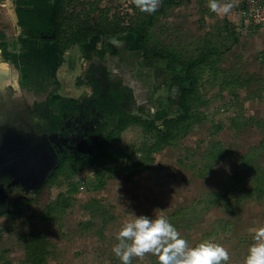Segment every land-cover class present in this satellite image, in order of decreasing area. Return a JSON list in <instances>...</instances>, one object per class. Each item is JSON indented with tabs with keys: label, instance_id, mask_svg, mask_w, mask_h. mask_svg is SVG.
<instances>
[{
	"label": "rangeland",
	"instance_id": "obj_1",
	"mask_svg": "<svg viewBox=\"0 0 264 264\" xmlns=\"http://www.w3.org/2000/svg\"><path fill=\"white\" fill-rule=\"evenodd\" d=\"M175 2L167 5L157 17L156 26L153 28L157 41L178 48L186 57H198L200 53L198 47L201 49L205 46L201 38L208 36L210 32L209 40L221 52V55L215 57L220 58L218 75L213 77L217 71H207L200 79L199 93L205 101L199 108L202 112H200L202 122L196 124L191 132L175 143L153 153L155 159L150 163L149 170L137 175H133L135 169L132 165L146 159L148 153L145 145L150 146L154 139L146 134L144 127L134 126L125 130L122 133L121 145L127 157L121 159L122 167L114 173L103 176L100 173L103 167L86 166L78 170L71 179L60 175L54 180L49 187L46 204L55 202L64 194L68 200L70 199L71 206L65 211L56 212L49 218L50 221L47 220L48 222L43 218L44 205L29 202L30 199H34V194L24 200H12L9 205L0 207V211H6V214L0 217L1 263L10 261L12 264H27L26 241L33 232L38 231H42L50 240L51 251L63 252L57 264L67 263L65 260L72 259L68 246L59 248L58 244L70 235L63 236L62 232L76 227L79 224L78 220L86 223L82 220L86 219V216L78 212L77 207L80 206V210H88L87 204L97 206L98 204L93 202L95 199L92 194L97 195L93 189L104 182V187L111 185L112 189L117 187L124 189V193L119 195L125 196L130 194L126 190L127 185H133L132 183L137 186L151 184L161 188V193L167 200L165 217L177 229L181 238L188 239L190 246H196L204 241L219 244L230 252L227 264H245L248 249L254 243V233L249 229L264 227V210L261 211L262 219L260 221L256 219V215L259 214L256 205L260 199L254 182L258 173L256 167L264 168V41L263 44L258 41L256 45L252 43L253 39L250 42L248 40V46L247 42L245 44L242 42L264 28V25L254 26L249 20L247 23L242 19L241 26L228 30L226 21L220 13L209 7V0ZM162 3L163 0H160L157 9H160ZM15 6L13 0H0L2 50L0 61L6 58L8 61L12 60L15 64L12 70L20 73L18 74L20 91L27 94L24 106L43 111L46 108V101L51 102L55 108L57 102L65 97L81 100L90 96L92 90L86 85V71L91 62L102 63L104 59L108 61L117 51V46L120 48L124 37H102L108 42H98V46H103V52L97 57H94L96 54L92 51L89 52L90 48L94 47L93 39H90L92 42L88 44L73 45L64 54L63 62H60L55 50L50 51L51 43L46 46L43 42L37 41L33 44V49L32 43L25 41L26 51L29 49L32 54L30 61L42 58L46 47L48 48L46 53L52 57L49 59V68L59 66L55 79L48 70L45 77L37 82L36 78L29 77L30 70L21 61L20 55L23 54L20 53L23 47L13 45L16 41L18 44L21 43L17 36L19 25L14 16ZM71 8L80 14L82 19L86 14L89 15L92 25L102 18L115 23L120 22L122 27L135 26V21L141 15L133 0H73ZM244 25L248 29L240 30ZM240 42L249 55L252 50L256 53L254 57L250 55L245 59V73L242 72V67H237L239 66L237 62L243 59L242 49L239 51ZM228 47L231 49L227 50ZM96 49L101 53L97 47ZM20 63L23 73L19 72ZM164 67L167 69L153 65L142 75L135 72L123 76V79L120 77L122 80L139 79L137 76L146 78L144 82L139 79V83H146L145 87L150 90L143 92V97L134 104L132 112L135 116L144 120H154L161 110H166L169 118L177 117L181 113L175 101L177 102L181 90L179 85L182 84L184 76L180 72V67L177 68V73L181 76L171 75L170 68L173 66L170 63ZM239 76L244 78L243 87L236 86L233 82L234 79H240ZM171 77L173 79H170ZM112 78L119 79L117 74H113ZM80 79H84L81 84L78 83ZM14 81L15 79L13 83ZM118 83L122 84L121 81ZM171 98L174 104L170 102ZM25 120L36 134H43L45 121L35 115H30ZM162 124L163 118L156 122L159 127H162ZM234 174H238L239 178H232ZM72 186L76 187L75 192L72 191ZM140 194L145 195V192ZM104 195V191L101 192L102 200L98 201L102 205L105 203ZM226 207L229 210L228 208L226 210ZM97 209L99 208L92 210L93 219L101 212ZM107 212L104 216L100 215L99 222L94 224V230L101 229L103 232L106 230L109 223L104 225L100 221L110 217V210ZM242 217L245 220H242ZM71 219L72 222H68ZM90 223L93 224L92 221ZM77 231L75 234L79 233ZM54 253L52 252V257L56 260L58 257ZM154 262L157 263V260Z\"/></svg>",
	"mask_w": 264,
	"mask_h": 264
},
{
	"label": "trees",
	"instance_id": "obj_2",
	"mask_svg": "<svg viewBox=\"0 0 264 264\" xmlns=\"http://www.w3.org/2000/svg\"><path fill=\"white\" fill-rule=\"evenodd\" d=\"M72 1L15 0L18 22L20 26L29 29L32 39L51 41L59 55L60 62H63L66 51L78 43L92 42L90 39H93L95 45L104 39L102 37L127 36V41L130 40L134 48L133 50L130 49L134 55L128 63L131 70L136 71L137 75L147 73L153 65L167 69L164 66L170 63L174 67L170 68V73L172 76H176L180 74L177 73V68L180 67V72L184 77L182 84L179 85L181 90L175 104L179 106L181 113L177 117L169 118L167 117L168 112L161 110L157 119L154 120H144L135 116L128 107V104L131 103L133 88H116L106 80L107 73H104L100 78L95 77V75L88 76V81L93 87V94L84 101L65 97L58 101L55 110H52L50 104L46 103L45 110H40L39 114L48 121L49 131L57 134L60 139L69 137L74 133L72 138L83 135L84 140L81 146L82 151L78 153L62 152L56 149L57 151L54 153L58 157L59 164L55 172L39 191H35L34 199L29 200L36 205H44L43 218L45 221L56 212L65 211L71 206L70 199L68 200L64 194L55 202L46 204L49 197V187L54 180L60 175L71 179L78 170L86 166L103 167L100 170L103 176L114 173L119 167H122L121 159L127 157L121 140L122 133L131 127H144L146 134L151 135L154 139L150 146L145 145L148 153L146 159L133 163L132 168L135 169L133 175L149 170L150 163L155 159L152 156L153 153L175 143L191 132L196 124L202 122V112L199 108L200 104L205 103V101L199 93L200 79L207 71H217L213 76L216 77L220 69V58L215 59V57L221 55V52L210 40L202 42L205 45L203 48L198 47V51H200L198 57H186L178 48L163 45L157 41L153 28L156 26L157 17L167 5H170L171 1L163 2L159 11L147 13L139 8L141 15L135 21V26L123 27L120 26V22L115 23L106 19L105 21L102 18L92 25L89 21V15L86 14L87 16L85 15L82 19L80 14L72 10ZM230 49V47L227 48V50ZM135 64L139 66L137 67ZM58 69V65L53 69L54 78L57 76ZM137 77L143 82L146 80L144 76ZM139 79H137L138 82ZM82 82L83 79H80L78 83L81 84ZM233 82L240 87H243L245 83L241 79H234ZM141 84L147 91L150 90L145 87L146 83ZM169 100L174 104L172 98ZM162 118L163 124L162 127H159L156 122ZM69 121H72V127H69ZM61 142L64 146L62 140ZM101 185H104V182L95 188H99ZM76 190V187L72 186V191L75 192ZM2 214H6V211L0 212V216ZM50 246V241L42 232H33L26 241V263L47 264L51 253ZM1 264L12 263L3 261Z\"/></svg>",
	"mask_w": 264,
	"mask_h": 264
},
{
	"label": "crops",
	"instance_id": "obj_3",
	"mask_svg": "<svg viewBox=\"0 0 264 264\" xmlns=\"http://www.w3.org/2000/svg\"><path fill=\"white\" fill-rule=\"evenodd\" d=\"M165 1H167V0H163V2H165ZM168 1H171L170 4L176 3L175 0H168ZM13 2H15V0H13ZM217 3L220 6L218 8L217 12H219L220 16L222 18H224V21H226V27L228 28V30L230 28H232V30H233V28L235 29L237 26H241L240 20H242V19L245 22L249 23V21L243 16V11L245 9V0H220L219 2L217 1ZM225 6H227V7H225ZM157 10L159 11V9H157ZM15 11H16V9L14 10V16L16 17V19L18 21V15H17V12H15ZM13 23H14V21H13ZM13 23H12V25H13ZM18 25H19V23H18ZM245 26L246 25H244L243 27H240V30L242 28L244 30H247L248 28H246ZM8 29L11 30L12 28H8ZM17 30H18L17 36H18V39L21 40V43L18 44V42L16 41L15 43H13V45L14 46L19 45L21 48L23 47V50H21V53H20V54H23V55H20V57L22 58L21 61L24 62L26 64V66L29 65V67L31 68L30 70L32 73V77L36 78L37 82H38L40 80V73H41V71L39 69H41L43 71V67L40 66L41 63L38 64L36 61H30L32 54L29 52V49L26 51V48L24 45L25 41L26 42L29 41L30 43H32L31 46L33 47V44H35V41L29 40L28 28L22 27L19 25ZM5 34H7V32H5ZM207 35L209 36L210 32H208ZM232 35H233V33H232ZM208 36L201 38V39H203V41H208L210 38ZM3 37H4V35H3ZM248 40H249V42H250V40H252V43H255L256 45H257L258 41H259V43L263 44L264 28L260 29L256 34H253L248 39H244V41L242 43L245 44ZM101 41H103L102 43L108 42L106 39H103ZM242 43L239 46V51H240V49H242L241 52L243 55V59H241L237 62L239 64V66H237V67L238 68L242 67L243 68L242 72L245 73L246 72V69H245L246 66L244 63L245 59L248 58L250 55L254 57L256 53L252 50L250 52V55H249V53L247 51H245V49H243ZM86 44H88V43H86ZM98 45H99V43L95 44L94 46H96L99 50L101 48H103V46H98ZM247 46H248V42H247ZM36 47H38V46L36 45ZM2 48H6V47H2ZM33 49H34V47H33ZM0 50H1V48H0ZM233 53H235V51ZM228 55L231 56L230 54H228ZM34 62H36V63H34ZM14 65H15L14 62H12V60L8 61L7 58L4 61H0V85H1L0 87L2 89L12 87L14 89L13 92H17L18 94H21L20 93L21 92L20 86L18 83V80H19L18 74H20V73L12 70V66H14ZM21 66H22V64L20 63V65L18 67L20 69V71L19 70L18 71L23 73L22 72L23 69L21 70ZM239 74H241V73H239ZM239 78L242 80L244 79L241 76H239ZM13 79H15L14 83H13ZM2 89H1V91H3ZM1 96H2V94L0 95V110L6 109L7 106H10L11 108H13L15 110L20 108V110H21L20 112H22V110H25V108H26V106H24L25 102L22 101L20 98H17L18 101L13 100V102L11 101L6 106H3L5 102L1 101ZM1 105H2V108H1ZM23 116H24V113H23ZM256 172H258V173L255 176L256 178L254 179L255 186H256L255 190L257 192H259V199H260V202L259 203L257 202V205H256V208L259 212V214L256 215V219L258 221H260L262 219L261 211L264 210V168L263 167H256ZM232 178L238 179L239 178L238 174H234L232 176ZM132 184L133 185H131V184L127 185L126 192L128 191L130 193L127 196H125L124 194L119 195L121 193H124V189H120L118 187H117V189H112L111 185H108V187H104V185H101L99 188L93 189L97 193L98 196L92 194L93 198L95 199V200H93V199L92 200L94 203H96L98 205L97 206H92V205L89 206L87 204L86 208L88 210H86V209L80 210V206L77 207V211L80 213H83L86 216V219H84V218L82 219L86 223L83 224V223H81L82 221L78 220L79 224L76 225V227H72L71 229H68V230H65L62 232V235L64 234L63 236H65V234L70 235V236L65 237L64 240H62V241H59L58 247L62 248L65 245L68 246V252L70 253L69 256L72 259L68 258L67 260H65V262H67V263L60 262V264H121V261L119 260L118 257L115 256L112 249H113L114 245H116L118 243V241L116 239L118 232L121 230V228L123 227V225L125 223L130 222L132 220L133 217H132L131 213H134L137 216L146 215L149 217L153 216V218H155V214H158V213H154V211L155 210H162V214L164 216L166 215V212H164V209L166 207L167 200L162 195L161 188L155 187L151 184L150 185H139V186L135 185L134 183H132ZM103 191L105 193V195L103 196V198H105L104 199L105 203H103V205H102V203H99V202H101V200H102V199H100V196H101V192H103ZM140 192H145V195H141ZM109 197H110V199H109ZM236 204H237V201H236ZM96 208H99L97 210H101V212L97 213L96 219H93L94 217H93L92 210L93 209L96 210ZM227 208L228 207H226L225 209L227 210ZM107 210H110V217L107 218L106 220L102 219L100 221V223H102L104 225L109 223L108 226L106 227V230L104 232L101 229L94 230V228H95L94 224L95 223L97 224L99 222L98 219H99L100 215L104 216V214L106 215L108 213ZM228 210H229V208H228ZM245 212L243 214L244 216H245ZM69 214H71V212ZM243 217H242V220H245V218H243ZM48 221H50V220L48 219ZM48 221H46V222H48ZM91 221L93 222L92 225L90 223ZM68 222H72V219L68 220ZM76 230L79 231L78 234H75ZM187 241H188V239H187ZM49 250L51 253H50V256L47 260V264L59 263L58 260L63 255V252L57 251V249H55L58 253H54V251H51V249H49ZM52 252L54 253V255L56 257H58L56 260L53 259ZM156 260H157V263L154 262ZM0 263H1V259H0ZM27 264H29V263H27ZM132 264H158V258L155 255L149 253V254H146L143 259L133 258Z\"/></svg>",
	"mask_w": 264,
	"mask_h": 264
},
{
	"label": "flooded vegetation",
	"instance_id": "obj_4",
	"mask_svg": "<svg viewBox=\"0 0 264 264\" xmlns=\"http://www.w3.org/2000/svg\"><path fill=\"white\" fill-rule=\"evenodd\" d=\"M28 38L29 40L35 42L37 41L43 42L44 45L46 46L48 43H51L52 47L50 51L52 50L53 52V50H55L54 45L51 41H40V40L32 39L30 37L29 29H28ZM78 44H82V43H78ZM110 44L113 45L112 43ZM46 49L48 50V48L45 47V55H43L42 58L37 59L36 61L38 64L41 63L40 66L43 67V71L40 69L41 71L40 78H42L43 76L45 77V75L48 73V70L51 71L50 72L51 76L52 78H54L53 69L55 66L49 68V59H51L52 57L46 53ZM130 49L132 50L134 49L133 43L130 42V40L127 41V36H125L121 41L120 48L117 46V51L113 53V55L108 61H106L107 59H104L102 63L97 61L91 62V65L86 71V80H87L86 85L90 86L92 93L90 96H87L86 98L81 99L80 101H84L90 98L93 94V87L88 81V76L95 75V77L100 78L103 76L104 73H107L106 80L109 83L113 84L116 88H123V87L133 88V95L131 96L130 99L131 103L128 104L130 112H132V108L134 107V104L138 103L140 97H143V92H146L147 90L144 88V86L141 83L137 81V79L131 78L127 80L128 78H126L122 80L123 76L127 74H134L136 72V71L134 72V70H131L130 64L128 63V61L132 59L134 55V52L132 53ZM91 51L93 52V54H96L94 55V57L95 56L97 57L98 54L100 55L102 54L103 48L100 49L101 53H98L99 51L96 49V46H94V48H91L89 50V52ZM27 67L29 68V70L31 69L29 65H27ZM28 73H29V77H32L31 70L28 71ZM113 74H117L119 79L113 80L112 78ZM120 77L122 79H120ZM117 81L118 82L121 81L122 84H119ZM1 89L2 88H0V95L2 94L1 101L5 102L3 106H6L11 101L13 102V100L18 101L17 100L18 95L20 96V99L22 101L26 100L27 98V94L23 93L22 91L20 92L21 94H18L17 92H13L14 89L12 87L4 88L2 89L3 91H1ZM46 103L50 104V108L52 110L56 109V106L54 108L51 102L46 101L45 106ZM26 108L27 109L22 110L21 112L22 115L24 113L25 118L30 115H35L40 120L45 121L44 131L42 135H38L34 133L33 128L30 127L31 133L29 132L25 134L7 125L9 129H5V133L10 135L8 136L6 135V137L4 138L8 140L9 144H4V143L0 144V159L9 158V157L12 158L15 155V160L13 164L15 171L17 173V177L5 175L3 163L0 161V207L3 206V204H1L3 200L5 201L7 200V202H5V205H9L12 200L13 201L24 200L26 199V197L31 196L32 194L35 193L36 190L41 189L45 185V183L48 181L50 176L46 178V180L43 182L42 185H41L42 182L39 183V181L40 179L44 178L46 174H48V171L50 169L49 166L51 165V163L54 162V152H56L57 150H61L62 152L70 151L71 153H78L82 151L81 146L83 145V140H84L83 135H77L75 136V138H72V136H74V133H72L71 136L66 137L64 139H60V137L57 134L49 131L48 121L39 114L40 111L39 109L37 108L31 109V107L27 105ZM18 111H21L20 108H18ZM68 125L69 127H72L73 126L72 121H69ZM61 140L65 144L64 146L63 144H61L62 143ZM36 167L38 168V170H40L38 177H35L33 173ZM17 179L20 182L19 184L17 183L16 185H14L13 183ZM2 192L4 195L2 194ZM17 193L19 194L18 196ZM13 197H15V199H13Z\"/></svg>",
	"mask_w": 264,
	"mask_h": 264
},
{
	"label": "clouds",
	"instance_id": "obj_5",
	"mask_svg": "<svg viewBox=\"0 0 264 264\" xmlns=\"http://www.w3.org/2000/svg\"><path fill=\"white\" fill-rule=\"evenodd\" d=\"M133 3L141 11L154 12L160 0H133ZM209 7L217 11L220 6L217 0H209ZM154 213H158L155 218L131 213L132 220L118 232V243L112 251L121 264H132L133 258L143 259L149 253L158 258V264H227L229 253L224 247L211 241L190 246L162 210ZM249 231L254 233V243L248 249L245 264H264V227Z\"/></svg>",
	"mask_w": 264,
	"mask_h": 264
},
{
	"label": "water",
	"instance_id": "obj_6",
	"mask_svg": "<svg viewBox=\"0 0 264 264\" xmlns=\"http://www.w3.org/2000/svg\"><path fill=\"white\" fill-rule=\"evenodd\" d=\"M110 42H112V40ZM9 107H7L6 109L0 110V144H2V143L9 144L8 140L4 138V137H6V135L7 136L10 135V134L5 133V129H9V127L15 128V129H17L20 132L25 133V134H27L29 132L31 133L30 127L26 123L25 117L22 115V113L20 111H18V109L15 110V109L9 108ZM1 108H2V105H1ZM7 125H9V127ZM14 160H15V155L12 158L9 157V158L0 159V161L3 163L5 175L17 177V173L15 171L14 164H13ZM58 164H59L58 157L54 153V162L51 163V165L49 166L50 169L48 171V174H46L44 178L40 179L39 183L42 182L41 185L46 180V178H48L49 176H51L55 172V169H56ZM39 171L40 170H38V168L36 167V169L33 172L35 177L39 176ZM16 181L13 183L14 185H16L17 183L19 184V182H20V181H18V179ZM36 191H39V189ZM2 194H3V192H2ZM5 202H7V200L6 201L3 200L1 204H3V206H7V205H5ZM0 212H2V211H0Z\"/></svg>",
	"mask_w": 264,
	"mask_h": 264
},
{
	"label": "built area",
	"instance_id": "obj_7",
	"mask_svg": "<svg viewBox=\"0 0 264 264\" xmlns=\"http://www.w3.org/2000/svg\"><path fill=\"white\" fill-rule=\"evenodd\" d=\"M243 16L254 26L264 25V0H245Z\"/></svg>",
	"mask_w": 264,
	"mask_h": 264
}]
</instances>
